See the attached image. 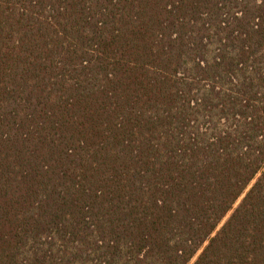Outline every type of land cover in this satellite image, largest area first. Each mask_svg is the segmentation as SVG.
Here are the masks:
<instances>
[{
	"label": "trees",
	"instance_id": "1",
	"mask_svg": "<svg viewBox=\"0 0 264 264\" xmlns=\"http://www.w3.org/2000/svg\"><path fill=\"white\" fill-rule=\"evenodd\" d=\"M0 264H264V11L0 0Z\"/></svg>",
	"mask_w": 264,
	"mask_h": 264
},
{
	"label": "snow or ice",
	"instance_id": "2",
	"mask_svg": "<svg viewBox=\"0 0 264 264\" xmlns=\"http://www.w3.org/2000/svg\"><path fill=\"white\" fill-rule=\"evenodd\" d=\"M243 5L259 8L264 11V0H240Z\"/></svg>",
	"mask_w": 264,
	"mask_h": 264
}]
</instances>
